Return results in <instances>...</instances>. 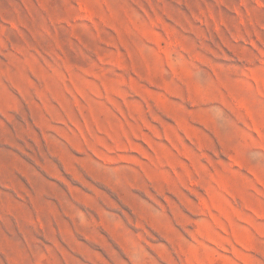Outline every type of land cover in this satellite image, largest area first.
Wrapping results in <instances>:
<instances>
[{
	"label": "rangeland",
	"instance_id": "374dc122",
	"mask_svg": "<svg viewBox=\"0 0 264 264\" xmlns=\"http://www.w3.org/2000/svg\"><path fill=\"white\" fill-rule=\"evenodd\" d=\"M0 264H264V0H0Z\"/></svg>",
	"mask_w": 264,
	"mask_h": 264
}]
</instances>
